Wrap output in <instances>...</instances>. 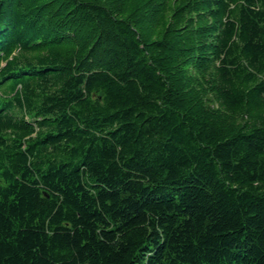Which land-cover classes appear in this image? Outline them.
<instances>
[{"label":"trees","instance_id":"1","mask_svg":"<svg viewBox=\"0 0 264 264\" xmlns=\"http://www.w3.org/2000/svg\"><path fill=\"white\" fill-rule=\"evenodd\" d=\"M0 264H264V0H0Z\"/></svg>","mask_w":264,"mask_h":264}]
</instances>
